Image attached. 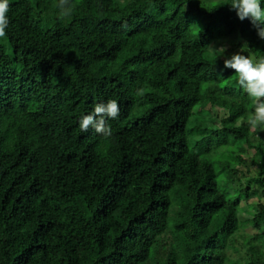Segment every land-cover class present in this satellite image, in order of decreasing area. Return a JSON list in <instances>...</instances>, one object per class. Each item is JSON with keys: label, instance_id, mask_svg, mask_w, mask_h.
I'll return each instance as SVG.
<instances>
[{"label": "trees", "instance_id": "obj_1", "mask_svg": "<svg viewBox=\"0 0 264 264\" xmlns=\"http://www.w3.org/2000/svg\"><path fill=\"white\" fill-rule=\"evenodd\" d=\"M58 2L10 0L0 37V264H264V130L211 50L264 57L250 20L228 0H72L65 20ZM109 99L112 136L81 132Z\"/></svg>", "mask_w": 264, "mask_h": 264}, {"label": "clouds", "instance_id": "obj_2", "mask_svg": "<svg viewBox=\"0 0 264 264\" xmlns=\"http://www.w3.org/2000/svg\"><path fill=\"white\" fill-rule=\"evenodd\" d=\"M10 0H0V37L6 35L9 25L8 11ZM241 21L250 20L257 30L259 39L264 40V0H228ZM58 18L68 19L73 14L72 0H59L57 4ZM211 49V48H210ZM216 53H222L225 69H234L238 86L255 102V109L249 115L247 124L251 130H264V57H254L248 45L245 44L241 53L225 57L226 48L211 49ZM119 116V104L116 99L96 103L92 110L79 117L78 126L81 132L90 129L99 136L108 139L112 136V128L109 121Z\"/></svg>", "mask_w": 264, "mask_h": 264}, {"label": "rangeland", "instance_id": "obj_3", "mask_svg": "<svg viewBox=\"0 0 264 264\" xmlns=\"http://www.w3.org/2000/svg\"><path fill=\"white\" fill-rule=\"evenodd\" d=\"M253 155H254V151H250L249 154H248V157L251 158ZM249 165H252V164H249ZM253 167L254 168L251 170V172H253L251 174V176H253L255 174V172L257 171L256 170L257 168L254 165H253ZM247 171H249V169L248 168H245L244 169V172L247 173ZM254 201H256V199L250 201L249 203H254ZM245 205H246V203H243V206H245ZM247 218L248 217L246 215H243L242 220L245 221ZM245 232L250 233V234H253L254 233V230L253 229H248L247 231L245 230Z\"/></svg>", "mask_w": 264, "mask_h": 264}]
</instances>
